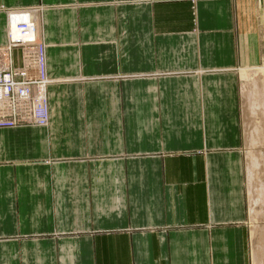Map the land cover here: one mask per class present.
Instances as JSON below:
<instances>
[{
	"label": "crops",
	"instance_id": "0c3cea01",
	"mask_svg": "<svg viewBox=\"0 0 264 264\" xmlns=\"http://www.w3.org/2000/svg\"><path fill=\"white\" fill-rule=\"evenodd\" d=\"M258 1L0 0V45L37 13L50 80L46 126L0 129V264H249Z\"/></svg>",
	"mask_w": 264,
	"mask_h": 264
},
{
	"label": "rangeland",
	"instance_id": "374dc122",
	"mask_svg": "<svg viewBox=\"0 0 264 264\" xmlns=\"http://www.w3.org/2000/svg\"><path fill=\"white\" fill-rule=\"evenodd\" d=\"M253 19L259 59L237 71L249 264H264V0Z\"/></svg>",
	"mask_w": 264,
	"mask_h": 264
},
{
	"label": "built area",
	"instance_id": "2783aa9c",
	"mask_svg": "<svg viewBox=\"0 0 264 264\" xmlns=\"http://www.w3.org/2000/svg\"><path fill=\"white\" fill-rule=\"evenodd\" d=\"M7 14V26L10 22L18 27V38L13 39L10 29L6 44L0 47V129L44 127L49 120L45 44L31 36L34 29L28 11ZM16 55H20V64H16Z\"/></svg>",
	"mask_w": 264,
	"mask_h": 264
},
{
	"label": "bare ground",
	"instance_id": "6f19581e",
	"mask_svg": "<svg viewBox=\"0 0 264 264\" xmlns=\"http://www.w3.org/2000/svg\"><path fill=\"white\" fill-rule=\"evenodd\" d=\"M24 11H28L29 14H30V19L31 21H29V24L33 26V29H34V32L33 34L31 35L34 39H37L38 37V33H39V28H38V24H37V20H36V15L37 13L35 12V10H24ZM9 13V12H8ZM7 29L8 31H10V29H13L11 30L12 34H13V39H17L18 38V27L13 23H8V26H7ZM7 40V38H6ZM0 45L1 46H4V44H6V41ZM16 53H19L18 49L15 50ZM20 58V55H16L15 56V60H16V64H20L19 63V59ZM50 83V80L48 79L47 77V85ZM46 99H47V89H46ZM47 104V103H46ZM47 116H48V104H47ZM49 121V120H48ZM10 129H13V128H10Z\"/></svg>",
	"mask_w": 264,
	"mask_h": 264
}]
</instances>
